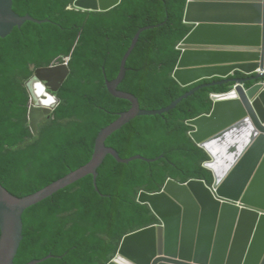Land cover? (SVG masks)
I'll return each mask as SVG.
<instances>
[{"label":"trees","instance_id":"1","mask_svg":"<svg viewBox=\"0 0 264 264\" xmlns=\"http://www.w3.org/2000/svg\"><path fill=\"white\" fill-rule=\"evenodd\" d=\"M75 0H14L13 11L44 24L26 22L0 38V183L23 198L87 165L102 129L131 109L109 92L106 79L120 72L123 57L141 27L119 89L135 95L145 110H160L215 78L182 87L173 77L180 42L193 25L184 21L187 0H122L107 11H83ZM165 22V23H163ZM70 56V75L58 92L61 104L40 124L29 127L30 96L25 83L38 68ZM227 86L203 88L175 110L134 119L106 142L123 159L108 156L98 169L97 185L88 176L28 209L24 240L14 264H108L123 239L157 223L141 192L158 194L168 180L212 184L203 168L208 157L191 140L187 122L213 109L211 94ZM1 238V229H0Z\"/></svg>","mask_w":264,"mask_h":264},{"label":"water","instance_id":"2","mask_svg":"<svg viewBox=\"0 0 264 264\" xmlns=\"http://www.w3.org/2000/svg\"><path fill=\"white\" fill-rule=\"evenodd\" d=\"M13 1L0 0V38L26 22H50L19 16L13 11ZM121 2L75 0L73 6L107 11ZM184 21L193 28L178 46L182 52L173 77L183 86L214 77L221 80L186 93L166 108L142 109L139 98L119 89L140 35L161 24L141 27L123 57L118 77L106 79L111 95L130 102L131 109L102 129L91 161L23 198L0 183V264L15 263L24 240L25 212L88 176L97 185L98 169L109 155L121 164L162 159L121 158L106 145L113 134L138 117L171 112L203 88L224 85L229 86L227 93L211 96V114L187 124L194 129L193 142L209 156L204 168L211 174L212 185L170 180L160 194L140 193L138 203L148 206L159 224L127 236L109 264H264V0H187ZM69 75L68 65L52 64L37 69L26 82L34 136L61 104L57 94Z\"/></svg>","mask_w":264,"mask_h":264},{"label":"clouds","instance_id":"3","mask_svg":"<svg viewBox=\"0 0 264 264\" xmlns=\"http://www.w3.org/2000/svg\"><path fill=\"white\" fill-rule=\"evenodd\" d=\"M73 5H74V4H73ZM73 7H74V6H73ZM74 8H75V7H74ZM76 9H77V8H76ZM138 42H139V41H138ZM70 59H71L70 56H69V57H66V58L64 57V58H62V60H60V61H59V60H56L53 64H55V65L65 64V65H68V66H69ZM177 65H178V64H177ZM49 67H50V66H49ZM176 67H177V66H176ZM45 68H46V67H45ZM69 68H70V67H69ZM38 69H39V68H38ZM36 70H37V69H36ZM36 70H35V71H36ZM34 73H35V72H34ZM173 74H174V73H173ZM33 75H34V74H33ZM236 76L242 77L243 75H239V74H237ZM214 78H215V82L221 80V79L216 78V77H214ZM174 79H175V78H174ZM211 79H213V78H211ZM211 79H204V80H211ZM124 80H125V79H124ZM175 80H176V79H175ZM204 80H202V81H204ZM108 81H109V80H108ZM176 81H177V80H176ZM202 81H199V82H202ZM177 82H178V81H177ZM199 82H195L194 84L197 85V83H199ZM178 83H179V82H178ZM212 83H213V82H212ZM179 84H180V83H179ZM194 84H191V85H194ZM207 84H208V83H207ZM180 85H181V84H180ZM191 85H189V86H191ZM203 85H204V84H203ZM25 86H26V83H25ZM181 86H182V87H188V86H183V85H181ZM200 86H202V85H200ZM224 86H227V85H224ZM119 87H120V86H119ZM198 88H200V87H198ZM196 89H197V88H196ZM192 90H193V89H192ZM192 90H191V91H192ZM194 90H195V89H194ZM228 91H229V86H227V91H225V92H223V93H227ZM124 92H125V91H124ZM189 92H190V91H189ZM199 92H200V91H199ZM187 93H188V92H187ZM185 94H186V93H185ZM185 94H184V95H185ZM196 94H197V93H196ZM196 94H195V95H196ZM213 94H221V93H213ZM195 95H194V96H195ZM29 96H30V95H29ZM211 96H212V94H211ZM113 97H114V96H113ZM179 98H180V97H179ZM116 99H117V98H116ZM120 100H121V99H120ZM211 100H212V99H211ZM139 102H140V100H139ZM173 102H174V101H173ZM173 102H172V103H173ZM182 102H183V101H182ZM212 102H213V101H212ZM30 103H31V102H29V106H30ZM129 103H130V102H129ZM172 103H171V104H172ZM130 104H131V103H130ZM171 104H170V105H171ZM170 105H169V106H170ZM140 106H141V105H140ZM213 106H214V102H213ZM177 107H178V106H177ZM141 108H142V107H141ZM165 108H166V107H165ZM142 109H143V108H142ZM144 110H145V109H144ZM174 110H175V109H174ZM212 110H213V109H212ZM211 112H212V111H211ZM28 113H29V111H28ZM122 113H123V112H122ZM120 114H121V113H120ZM210 114H211V113H210ZM210 114H209V115H210ZM209 115H208V116H209ZM203 116H205V115H203ZM201 117H202V116H201ZM199 118H200V117H199ZM197 119H198V118H197ZM45 120H46V119H45ZM195 120H196V119H195ZM192 121H194V120H192ZM189 122H191V121H189ZM187 124H188V122H187ZM187 126H188V125H187ZM189 127H190V126H189ZM39 128H40V126H39ZM191 128H192V127H191ZM30 130H31V129H30ZM31 132H32V131H31ZM193 132H194V129L192 128V132L189 133V136H190V134L193 133ZM35 137H37V136H35ZM190 138H191V136H190ZM96 140H97V139H96ZM191 140H192V138H191ZM192 141H193V140H192ZM193 143H194V142H193ZM194 144H195V143H194ZM106 145H107V144H106ZM195 145H196V144H195ZM196 146H197V145H196ZM197 147L200 148L199 146H197ZM200 149H201V148H200ZM201 150H202V149H201ZM205 154H206V153H205ZM206 155H207V154H206ZM109 156H110V155H109ZM138 156H139V155H138ZM140 156H141V155H140ZM207 157H208V161H207V162H209V156L207 155ZM121 158H122V157H121ZM128 159H129V158H128ZM146 159H147V158H146ZM147 160H152V159H147ZM207 162H206V163H207ZM150 163H151V162H150ZM206 163H205V164H206ZM205 164H204V165H205ZM204 165H203V168H204ZM204 169H205V168H204ZM205 170H206V169H205ZM209 173H210V172H209ZM171 180H172V179H171ZM168 181H170V180H168ZM168 181H167V183H168ZM172 181H175V180H172ZM190 181H191V180H190ZM190 181H188V182H190ZM197 181H199V180H197ZM175 182H178V181H175ZM188 182H187V183H188ZM167 183H166V184H167ZM178 183H180V182H178ZM187 183H185V184H187ZM166 184H165V186H166ZM180 184H182V183H180ZM211 185H212V184H211ZM165 186H164V187H165ZM164 187H163V189H164ZM163 189H162V191H163ZM162 191H161L160 193H162ZM141 193H142V192H141ZM160 193H158V194H160ZM139 195H140V194H139ZM138 197H139V196H138ZM137 201H138V200H137ZM138 204H139V203H138ZM142 206H143V205H142ZM150 210H151V209H150ZM153 215H154V214H153ZM155 218H156V217H155ZM156 221H157V223H156L155 225H158L159 222H158L157 218H156ZM23 222H24V220H23ZM155 225H153V226H155ZM151 227H152V226H151ZM149 228H150V227H149ZM147 229H148V228H147ZM144 230H145V229H144ZM141 231H142V230H141ZM138 232H139V231H138ZM136 233H137V232H136ZM133 234H135V233H133ZM131 235H132V234H131ZM129 236H130V235H129ZM125 238H126V237H125ZM125 238H124V239H125ZM124 239H123V240H124ZM122 243H123V241H122ZM122 243H121V245H122ZM121 245H120V246H121ZM119 249H120V247H119ZM118 251H119V250H118ZM117 254H118V253H117ZM117 254H116V256H117ZM116 256H115V257H116ZM115 257H114V258H115ZM114 258H113V259H114ZM113 259H112V260H113ZM112 260H111V261H112ZM111 261H110V262H111ZM108 264H109V263H108Z\"/></svg>","mask_w":264,"mask_h":264}]
</instances>
